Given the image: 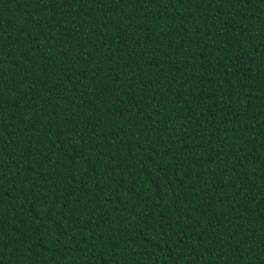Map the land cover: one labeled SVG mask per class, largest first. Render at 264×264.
<instances>
[{
  "label": "trees",
  "instance_id": "1",
  "mask_svg": "<svg viewBox=\"0 0 264 264\" xmlns=\"http://www.w3.org/2000/svg\"><path fill=\"white\" fill-rule=\"evenodd\" d=\"M0 264H264V0H0Z\"/></svg>",
  "mask_w": 264,
  "mask_h": 264
}]
</instances>
